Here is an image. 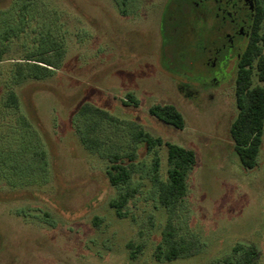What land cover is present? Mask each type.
<instances>
[{"label":"rangeland","instance_id":"obj_1","mask_svg":"<svg viewBox=\"0 0 264 264\" xmlns=\"http://www.w3.org/2000/svg\"><path fill=\"white\" fill-rule=\"evenodd\" d=\"M12 1L0 0V11ZM197 2L128 0L124 13L120 0L30 4L25 34L0 63V163H6L0 172L16 170L23 177L15 187L13 177L0 173V264H219L240 257L232 253L235 247L254 248L256 264H264V129L257 165L244 169L229 136L237 115L235 76L205 65L211 42H221L213 33L221 15L215 18L211 2L195 7ZM16 13H0V19L12 24ZM46 26L60 38V58L50 76L18 90L26 117L11 123L1 107L10 64L20 43L34 49L33 37ZM85 104L124 126L99 124L102 155L111 145L119 153L134 147L129 126L194 152L181 203L171 211L159 206L152 154L139 147L124 186L134 197L127 217L115 216L108 202L119 189L108 185L104 161L75 132L88 135L92 127L87 117H76ZM153 105L174 106L183 129L150 116ZM25 120L33 133H24ZM158 157L164 182V148ZM168 221L190 248L175 261L157 262L153 254ZM129 242L142 247L135 260L129 259Z\"/></svg>","mask_w":264,"mask_h":264},{"label":"trees","instance_id":"obj_2","mask_svg":"<svg viewBox=\"0 0 264 264\" xmlns=\"http://www.w3.org/2000/svg\"><path fill=\"white\" fill-rule=\"evenodd\" d=\"M36 1L13 0L11 2L12 7L9 10L0 11L4 15H10L11 11L17 12L12 24L9 21L10 19H0V63L6 60L5 57L11 43L19 40L21 35L25 34L24 30L28 28L26 12L30 4ZM127 4L128 0H120V3H118V7L122 8V13L125 12ZM255 17L256 27L253 37L241 58L234 78V100L237 115L229 129L233 149L239 158L241 166L247 170H251L257 165L256 160L264 129V89L261 85L264 83V0H256ZM59 39V36L53 35L51 28L46 26L40 29L33 37L32 47L34 49L29 50L25 43H20L22 50L18 58L13 59L10 64V71L4 82V96L1 101L2 111L6 116H12L8 119L11 123L12 120L14 121L19 117H26L18 90L30 82L41 81L53 73V69L56 67L61 55ZM254 78L256 84L253 82ZM130 99L131 97L129 96L126 101ZM122 102L126 103L125 101ZM148 113L150 116L174 128L181 130L184 127L181 114L172 105H153L148 109ZM76 117H87L88 120L93 121L88 135H82L83 133L78 129H75V132L80 136L82 146L88 150L94 149L97 158L104 161V175L108 185L111 188L119 189L117 196L108 202L109 208L114 211L117 218L123 219L127 217L125 208L128 201L134 197L135 191L133 189H124V186L128 185L130 181L134 167V153L136 148L139 147L143 149L145 154H152V181L157 187L159 206L171 211L182 202L186 193L187 175L195 164L193 151L165 142L159 137L153 138L137 127L129 126L125 128L134 147L129 146L130 149L124 147L126 150L122 148V153H119L118 149L111 145L109 152L102 155L99 152L100 141L97 137L99 124L105 123L113 130H121V128H124L122 123L106 112L87 104L79 108ZM22 124L24 133L28 130H31L32 133L34 132L26 120ZM161 148L165 149L166 179L164 182L158 179L160 163L158 150ZM0 165L3 168L6 163L1 162ZM0 173L5 178L13 177L15 182L12 183V179L10 182L15 187L22 186L20 181H22L23 177L18 171H12L10 175H8L6 170ZM93 222L96 225L98 224L96 218ZM126 247L129 250L130 260H135L142 249L141 245H136L133 242L127 243ZM189 248L190 243L178 238L175 228L168 221L161 233V242L157 245L153 257L157 262H172L187 254ZM232 253L240 255V257H228L219 264H256L258 258V252L252 247L245 250L235 247Z\"/></svg>","mask_w":264,"mask_h":264},{"label":"flooded vegetation","instance_id":"obj_3","mask_svg":"<svg viewBox=\"0 0 264 264\" xmlns=\"http://www.w3.org/2000/svg\"><path fill=\"white\" fill-rule=\"evenodd\" d=\"M208 2L215 5L218 12L215 18L221 15L213 32L221 36V42L219 46H215L217 39L214 37L215 40L211 42V48L208 50L210 57L205 61V65L217 67L218 75L233 73L235 76L255 31L256 0H199L194 6Z\"/></svg>","mask_w":264,"mask_h":264}]
</instances>
